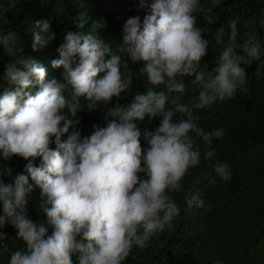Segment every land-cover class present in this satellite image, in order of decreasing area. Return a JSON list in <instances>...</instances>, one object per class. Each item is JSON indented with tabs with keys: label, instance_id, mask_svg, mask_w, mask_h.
Wrapping results in <instances>:
<instances>
[{
	"label": "clouds",
	"instance_id": "1",
	"mask_svg": "<svg viewBox=\"0 0 264 264\" xmlns=\"http://www.w3.org/2000/svg\"><path fill=\"white\" fill-rule=\"evenodd\" d=\"M139 6L150 7V14L142 25L139 17L127 19L120 51L133 62L144 63L142 73L150 85H164L166 90L150 89L126 108L114 107L108 116L115 119L104 128L94 125L90 136L81 138L76 130L80 123L77 113L84 107L94 110L99 103L109 104L132 82L130 72H121V57L112 54L95 32H68L58 49L59 59L52 61L53 68L64 69L72 88L67 98L62 94L64 85L56 80L45 83L46 69L35 60L23 62L26 71L9 67L8 75L18 88L0 97V155L5 161L13 156L28 161V175H18L14 186L0 179L4 213L0 228L10 223L25 246L10 254L8 264H72L73 253L79 254V264H124L134 246L148 247L150 239L170 228L180 214L169 193L181 191L188 170L199 165L196 140L210 146L213 138L225 134L222 128L205 132L195 110L232 98L238 87L247 91L246 73L239 64L260 55L255 31L246 33L241 44L238 18L228 22L227 41L225 28L218 29L214 39L221 51L209 72L206 66L201 69V61L210 42L196 27L194 15L204 11L201 0H154L150 6L148 0H139ZM208 22L215 23L211 18ZM260 24L264 25V18ZM37 27L47 33L50 22L38 21ZM54 38V33L47 38L35 34L33 50ZM15 40L14 34L0 35V46L11 51L8 45ZM106 56L110 58L105 60ZM100 73L104 75L97 79ZM193 76V84L202 88L195 102L189 106L176 96L169 104L165 91L184 93L185 85L178 78ZM34 80L40 90L32 95L27 90ZM145 117H162L155 131L144 132L146 149L135 123ZM53 137L55 150L49 147ZM214 155L211 147L204 154L205 159ZM36 158H42L39 167L33 164ZM227 169V164L215 167L223 179L230 177ZM3 175L10 176L11 169H0V177ZM29 177L41 189L40 207L54 229L47 238L45 226L33 222L25 212L26 196L33 191ZM185 199L189 208L204 203L199 193H186ZM4 240L0 232V242ZM0 247L7 250L8 245L0 243Z\"/></svg>",
	"mask_w": 264,
	"mask_h": 264
},
{
	"label": "trees",
	"instance_id": "2",
	"mask_svg": "<svg viewBox=\"0 0 264 264\" xmlns=\"http://www.w3.org/2000/svg\"><path fill=\"white\" fill-rule=\"evenodd\" d=\"M154 0H148L149 6ZM204 11L195 13L196 27L202 30L203 37L209 40L207 55L201 61L211 72L219 58L221 46L215 43V32L225 28V40L230 31L228 22L238 18V43H243L246 33L255 31L260 43V55L250 63L241 62L245 71L247 91L237 88L232 98L217 100L210 108L195 110L200 117L199 126L205 132L222 128L224 135L213 138L211 145L202 139L196 140L200 148L201 159L198 166L190 168L181 181L182 190L169 193L177 203L180 214L171 223V227L153 236L144 249H132L124 264H264V0H201ZM150 7L141 9L139 0H0V35L14 34L17 40L8 47L0 46V97L14 92L18 83L8 75L9 67L26 71L24 61L35 60L46 69L45 83L56 80L64 85L63 95L69 97L72 88L68 85L63 68H53L52 61L59 59V47L65 42L68 32L88 34L95 32L112 54L121 57L122 74L132 75L130 87L119 97H113L107 105L99 103L94 110L84 107L77 113L80 121L76 130L81 138L94 132V125L104 128L107 122L115 119L108 112L116 106L127 107L137 95H146L150 89L160 91L164 85L154 87L142 73L143 62H133L126 53L120 51L124 46L123 28L127 19L139 17L141 25ZM211 18L215 23H209ZM255 20L254 24L250 22ZM38 21H49L47 33L37 27ZM39 33L47 38L52 33L55 38L46 46L33 50L34 35ZM240 55H244L242 52ZM110 56H106L105 60ZM245 60L247 58L245 57ZM126 64V68L124 65ZM104 73L98 74L97 79ZM184 93H167L169 104L178 97L181 103L191 106L202 90L199 84H193L195 77H183ZM40 90L34 80L29 88L32 95ZM84 102L82 101V104ZM179 115V114H178ZM174 116V119L179 117ZM162 117L135 121L141 131V146L146 149L143 139L145 131H155ZM70 132L72 129L69 130ZM195 137L194 133H190ZM67 134L61 137L62 142ZM55 150V137L49 145ZM211 147L215 155L205 159V152ZM28 161L13 156L5 161L0 155V169L10 168L11 175L0 179L6 185L15 184L18 175L27 176ZM42 158H36L34 166L39 167ZM218 164H227L230 177L223 179L216 171ZM143 179L144 175L140 174ZM194 181L198 183L194 184ZM33 191L26 196L25 212L33 222L43 224L47 236L54 229L47 223V217L40 207L41 189L29 177ZM199 193L203 205L188 207L186 193ZM19 211V210H18ZM0 203V216H3ZM0 232L8 245L7 250L0 247V264H8L10 254L25 246L18 239V230L6 223ZM79 240L80 237H77ZM72 264H79V254L73 253Z\"/></svg>",
	"mask_w": 264,
	"mask_h": 264
}]
</instances>
